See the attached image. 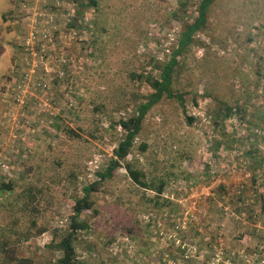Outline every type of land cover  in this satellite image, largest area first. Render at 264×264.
I'll list each match as a JSON object with an SVG mask.
<instances>
[{"label": "rangeland", "instance_id": "rangeland-1", "mask_svg": "<svg viewBox=\"0 0 264 264\" xmlns=\"http://www.w3.org/2000/svg\"><path fill=\"white\" fill-rule=\"evenodd\" d=\"M90 1L0 0V175L22 177L16 193L39 190L45 232L16 251L36 264H49L73 197L107 166L118 120L148 92L131 74L169 60L199 0ZM208 18L177 57L184 102L152 107L127 157L166 183L169 207L154 209V193L119 168L93 195L97 215L82 217L81 264H264V0H214ZM222 104L239 109L223 121Z\"/></svg>", "mask_w": 264, "mask_h": 264}, {"label": "trees", "instance_id": "trees-1", "mask_svg": "<svg viewBox=\"0 0 264 264\" xmlns=\"http://www.w3.org/2000/svg\"><path fill=\"white\" fill-rule=\"evenodd\" d=\"M73 1L80 4V0ZM213 3L214 0H199L195 5L196 16L192 21L190 20L191 15L188 13L181 16V28L176 47L168 61L155 65L156 74H153V72L136 74V76L135 73L131 74L130 80L137 77L138 82L146 84L148 92L141 95V99L135 102L131 116L118 120L121 137L118 139L107 166L100 168L96 172V180L81 186L80 194L73 197L71 214L67 219V228L62 238L57 242L53 240L47 245V249L54 253V256L49 259V264H81L77 255L76 241L79 233L85 232L89 228L82 217L88 211H92L93 215H97L93 195L97 194L100 188L113 179L119 168L123 167L125 169L127 176L134 185L154 193L153 197L146 200L147 203L153 205L154 209L169 207L170 200L162 196L166 183L163 180H158L157 184L148 182L145 180L143 172L133 167L131 162L127 161V157L131 153L141 131L144 118L152 107L165 100H175L180 105L184 102L180 90L175 87L181 73L180 62L177 57L183 56L186 50L196 43L197 34L204 33L207 30L208 17ZM90 5L96 7V1H90ZM183 7L184 2H180L179 9H183ZM171 15L172 17L178 16V10ZM238 109L239 107L236 109L228 104H222L217 108V118H222L223 121L228 120L233 111L236 112ZM186 121L191 124L192 118L187 117ZM52 127H56V125L52 124ZM67 134L69 138H72L70 130ZM219 145L220 143L217 142V147ZM144 150V147H142V151ZM11 161L13 163V159ZM21 178L20 176H8L6 178L5 175H0V212L1 208H7L3 213L9 224H0V238L4 239L0 242V264H36L34 258L19 256L16 251L21 248L20 243L23 240L26 241L45 232L44 229L37 230L36 228L37 219L40 217L38 203L42 200L38 201L36 198L39 190H36L33 186H28L21 193H16L15 189ZM20 217H24L26 220V229L24 230L19 229ZM12 232L13 237L16 236L13 244L6 240L11 239ZM12 245L13 249H11Z\"/></svg>", "mask_w": 264, "mask_h": 264}, {"label": "built area", "instance_id": "built-area-1", "mask_svg": "<svg viewBox=\"0 0 264 264\" xmlns=\"http://www.w3.org/2000/svg\"><path fill=\"white\" fill-rule=\"evenodd\" d=\"M1 161H2V160H1V157H0V168H6L7 165H5L4 163H2Z\"/></svg>", "mask_w": 264, "mask_h": 264}]
</instances>
